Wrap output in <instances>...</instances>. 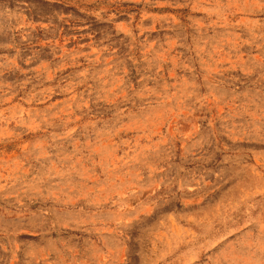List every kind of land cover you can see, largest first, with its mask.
Segmentation results:
<instances>
[{
	"label": "rangeland",
	"instance_id": "obj_1",
	"mask_svg": "<svg viewBox=\"0 0 264 264\" xmlns=\"http://www.w3.org/2000/svg\"><path fill=\"white\" fill-rule=\"evenodd\" d=\"M0 264H264V0H0Z\"/></svg>",
	"mask_w": 264,
	"mask_h": 264
}]
</instances>
